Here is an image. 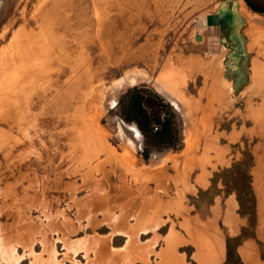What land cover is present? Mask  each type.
<instances>
[{
  "label": "rangeland",
  "instance_id": "1",
  "mask_svg": "<svg viewBox=\"0 0 264 264\" xmlns=\"http://www.w3.org/2000/svg\"><path fill=\"white\" fill-rule=\"evenodd\" d=\"M39 1L0 0V51L10 46L11 39L23 27H26L24 25L27 24L30 29H34L32 11ZM122 2H117L116 8L99 10L102 12L100 19L94 15L96 11L93 10L91 0H74L71 9L70 19L71 24H74L71 26L73 28L71 32H76L79 35L85 34L89 37L84 46L86 49L85 62L90 70L96 71L95 79L101 84L99 93H104L105 89L108 90L114 84L119 83L129 72L137 71L147 76L143 82L120 91L116 103L99 119L101 128L107 134L106 138H102L103 140H99V142L112 151L118 162L115 160L113 167L108 164L110 170H105V164H102L99 166L101 170L92 172L91 176H93L94 182L91 185L98 187L103 194L96 199V204L104 201L105 199L101 200V198L110 194L111 191L107 190L106 185L116 178L117 168L122 170L125 163L128 170L130 169L133 173L129 171L124 173L134 179L137 178L135 173L141 171L138 169L139 165H142L143 162L154 164L159 158H162L163 162L151 167L154 170L143 169L146 171L139 173V179H143L146 172L147 176L150 175L148 177L150 180L147 183L150 181L155 184L156 193L163 195V199L159 201L165 203L169 201V205L172 203L176 198L175 192L181 187L179 176L184 172V161L187 157L184 141L185 123L192 121L196 124L197 127L193 129L192 135L197 141L202 135L198 118L201 116L207 104L208 95L213 88L214 74L219 70V85L214 86V89L223 97L221 96L220 101L215 100L212 105V131L219 139L217 140L218 144L228 148V151L224 155L222 165H217L215 169L207 166L210 175L207 177L206 188H200L195 183L201 172L198 163L189 172L188 182L196 186L197 190L195 194L186 195L184 204L187 211L183 214H175V211H171L168 206L167 218L170 223V231L173 229L179 235L183 236V233L186 236L181 226L185 217L198 216L205 223L212 218V208L218 205L217 227L223 235L225 248L224 260L220 264H244L238 250L245 242L251 240L256 243L260 258L264 261V242L257 237L262 212L253 187V170L257 167L256 156L260 158L262 155V152L255 154L254 148L260 143L264 146V140H261L257 134H249L250 130H253L254 133L260 130V127L250 119V113L252 110L262 111L263 102L255 105L251 98L260 97L262 100L264 84L246 89L245 86L243 87L244 83H241L242 75L246 71L245 57L231 39L234 33H238L239 24L234 25V22H237L235 17L238 15V0H122ZM252 2L255 6L264 8V0H252ZM221 8L227 11L228 18L222 24L212 25L208 19L214 16L219 17ZM260 16L264 17V15ZM106 19L109 22L112 19V25L109 26L111 27L110 35L104 37L103 40L105 51L109 54V61L104 58L99 43H96L97 40H91L89 33L91 27L100 24L99 21H107ZM24 20L25 24H23ZM72 44H67L68 46L62 48L61 50L65 52H62V56L59 58L57 54L55 61L50 64L51 71L48 76H50L51 82L57 84L58 87L65 86L72 75L73 70L67 62H64H71L76 57V48ZM120 44L128 47V50H121ZM258 49L259 46L250 55L254 60L264 64V58L257 53ZM262 49L264 50V46ZM155 51L159 54L158 63L154 65L150 61L149 65L145 64L143 60L146 57L151 60ZM63 55H65V59H63ZM192 56L199 57L202 63H213L208 76L199 71L193 72L188 75L186 83L181 87L187 100L197 102L194 108L191 106L192 108L183 115L171 102L157 92L153 81L160 72L162 73V64L165 58L172 59L180 67L184 58ZM133 57H136V60L132 59ZM217 58L220 60L218 64L215 63ZM210 59L214 61L211 60V62ZM37 80H39L37 83L32 81L21 83L17 88L14 100L7 103L3 114L0 115V235L4 236L2 239L6 245L16 246L17 257H23L18 264H32L34 258H39L43 262L47 259L41 246L44 236H47L53 244L56 261H62L65 253L64 242L68 240L69 242L83 241V238L78 237L90 232L83 221L87 220L88 213L93 214L90 211L91 207L89 208L86 204L90 188L79 189L82 185V173H85L88 167L80 169L81 171L76 170L75 165L72 164L73 158L66 157V155L72 154L68 139L72 128H76L74 125L76 123L71 122L69 117L67 118L71 122L69 124L63 121H54L55 116H59L60 112L58 115L52 114L48 119L39 121V107L42 106L41 98L45 96L47 86L45 81L48 79L40 77ZM200 85L202 87L198 89ZM137 87L141 88L139 91L141 99L150 104L151 109L147 108V111L150 113L153 111L159 118L169 121L173 131L172 141L179 140V145L175 149L151 150L147 161H144L142 157L144 139L140 131L138 130L142 139L140 138L141 145L138 147L129 144L128 133L120 135L119 132L120 122L136 127L134 122L124 120L123 111L127 106L130 93L137 91L135 89ZM4 89L1 88L0 91ZM256 90L258 93L253 94ZM196 92L197 94L194 95ZM7 100L0 103V106ZM160 100H163L162 106H160ZM75 102L76 100H72L73 104H69L70 113L76 106ZM243 102H245V107ZM255 102L257 103L256 100ZM36 106L38 107L36 108ZM95 107L89 109L88 115L95 112ZM53 109L57 110L55 107ZM244 110L246 115H244ZM66 113H68V109ZM232 133L237 134L234 141L230 139ZM5 137L8 138V141L4 140ZM202 143L200 141L197 149L193 150V153H189L197 161L202 157L204 147ZM119 151L122 153L121 156L117 153ZM167 154L180 157L177 162L164 160V156ZM104 156L105 153L101 152L97 155V159L89 160L87 165L93 167L94 164H98L99 160L103 161ZM125 174L120 172L119 175V182L122 186H125ZM46 178L49 179V182ZM36 180L37 183H34ZM52 181L60 183L61 187L54 182L50 184ZM33 183L35 187H33ZM67 186L76 191L71 194L70 189L67 190ZM160 187H164L166 190H161ZM130 197L133 199V196ZM230 199H233L237 205L234 210L238 229L236 234H232L230 227L224 223L226 204ZM94 200L91 201V205L95 204ZM172 208L174 209L175 206ZM122 212H126V209ZM105 216L107 223L113 224L114 213L107 211ZM110 220L111 222H109ZM89 226L92 227L90 224ZM31 227H35L37 233H35L32 245L33 257L29 258L24 257L20 239ZM168 229L169 225H165L160 233L163 235L167 233ZM98 232H103V230ZM159 239L161 242L158 243L157 240H153L152 251L154 252L150 254L148 264H158L157 262L160 261L157 259V253L163 250L161 246H164L165 238L160 237ZM119 243L120 241L106 240L104 250L100 248V252H105V249L109 251L112 245ZM138 243H140L139 240ZM158 246L161 249L156 252ZM175 252L176 256L181 257L185 264H197L193 258L194 247L179 246ZM92 258L95 259L92 252L87 257L78 253L73 262L63 261L61 264H86L91 262ZM120 264H124V262H120Z\"/></svg>",
  "mask_w": 264,
  "mask_h": 264
},
{
  "label": "bare ground",
  "instance_id": "2",
  "mask_svg": "<svg viewBox=\"0 0 264 264\" xmlns=\"http://www.w3.org/2000/svg\"><path fill=\"white\" fill-rule=\"evenodd\" d=\"M119 1L122 2V0H91L93 10L96 11L94 12V15L100 19V14L102 15V12L99 10L112 7L116 8V3ZM73 3L74 0H40L32 11V23L35 25L34 29H30L27 24L24 25L26 27H23L21 31L16 34L13 39H11L10 46L0 51V89L5 88L0 91V103L8 99L7 102L0 106V115L3 114L7 103L10 100H14L18 90L17 88L21 83L27 81L37 83L39 81L37 79L40 77H44L46 80L48 79L45 81V83H47L45 96L41 98L42 108L39 107V121L44 120L45 118L48 119V117L52 116V114L58 115L60 112L61 116H55L56 119L54 121H63L68 124L71 122L76 123L74 124L76 125V128H72L71 135L68 139V145L72 154H68L66 157L73 158L72 164L75 165L74 168L76 170L81 171L80 169L88 167L86 172L82 173V185L79 189L90 188V195L86 203L89 207L92 200L95 199L94 203H96V199L103 195L98 187L91 185V183L94 182L92 180L93 176H91L92 172L101 170L99 166L102 164H110V166L113 167V164L115 163V156L112 151L102 142H99V140L105 139L107 135L101 128L99 119L102 114H104L116 103L120 91L131 85L143 82L147 76L144 73L137 71L129 72L119 83L114 84L108 90L105 89L104 93H99L98 91L101 88V84L98 83L97 79H95L96 71L93 72L90 70L87 62H85L86 49L84 46L86 41L89 40V37L85 34L79 35L76 34V32H71V30H73L71 26L74 25L71 24L70 19ZM237 16L240 22L237 28L238 33H234L235 37L231 36V39L236 43L238 49L245 57L246 71L242 75L241 83H244L243 87L245 86L246 89H250L258 84L263 86L264 64L254 60L250 53L259 46L257 53L261 54L264 58V50L262 49L264 46V17L251 12L243 0H238V15H236V17ZM99 23L100 24L91 27L89 30L90 37L93 41L97 40L96 43H99L100 51L104 53V58L109 61V54L105 51L103 40L104 37L110 35L111 27L109 26L112 25V19L110 22L107 20L104 22L99 21ZM23 24H25V20L23 21ZM80 31L81 30H79V32ZM72 42L75 43L72 44ZM65 43L68 45L72 44V46L76 48V57L72 59L71 62L64 61L67 62L68 66H70L73 71L71 78L68 79V83L65 86L58 87L57 84L55 85L51 82L50 76L48 75L51 71L50 64L55 61L57 54L59 58V56H62V52H65L61 50L65 46H68L67 44L65 45ZM119 48L123 51L128 50V47L122 45L119 46ZM58 50L59 53H57ZM158 56V52L155 51L151 60H148L146 57L143 61L148 65L150 64L149 62L152 61L153 64L156 65L158 63ZM58 58L56 62L58 61ZM65 58V55H63V59ZM132 59L136 60V57H133ZM211 60L212 59H210V61ZM216 62L217 64L220 62L219 58L215 60V63ZM212 63H202L199 57L192 56L184 58L181 62V66L178 67L172 59L165 58L162 64L163 71L162 73H159L158 77L156 76V79L154 78L155 80L153 81V85L156 87L159 94L171 102L179 111H181L183 115H185L189 109L195 107L197 102L195 100H187L183 95L181 87H183L186 83L188 75L193 72L199 71L201 74L208 76ZM219 77L220 74L218 70L215 72L212 80L213 88L208 95L207 104L204 107L201 116L198 118L202 129V135L197 141L192 135L193 129L197 127L195 126L196 124L192 121H186L185 123L184 141L186 145L185 154L187 157L184 161V172H182L179 176V183H181V187L176 192V195L181 197L177 204L173 202L169 205L170 210L175 211L174 213L177 215L183 214L187 211L184 204L186 195L195 194L197 190L196 186L206 188L208 184L207 177L210 175V172L207 171V166L211 169H215L217 165H222L224 163V155L228 151V148L218 144L217 140L219 139H217V136L212 131V105L215 100L220 101L223 97L222 94L216 93V90L214 89L219 85ZM72 100H76V106L73 108V112L71 111L70 113L69 104L72 103ZM94 106H96L95 112L92 115H88L89 109ZM37 107L38 106H36V108ZM53 107L57 110L53 109ZM67 109L68 113H66ZM261 110L262 111H251L250 119L260 127V130L257 133L250 130L249 134H257L261 140H264V101ZM67 118H71V122ZM119 126L120 135L125 132L129 134V144L135 147L141 145L140 133L134 125L127 126L120 122ZM236 137L237 134L232 133L230 137L231 141H234ZM4 140L8 141V138L5 137ZM200 141L203 142L202 145L204 147L202 157L197 161V159H195L194 156H190L189 153H193V150L197 149ZM101 152L105 153L103 161L99 160L98 164H94L93 167L92 165H87L89 160L94 158L97 159V155ZM254 152L255 154L262 152L260 158L256 156L257 167L253 170V187L262 212V220L260 222L257 237L260 241L264 242V146H262L261 143L258 144L255 146ZM212 154L213 156H211ZM164 157V160L177 162L180 156L178 157L177 155L167 154ZM162 160V158L157 160L154 164H151L149 168L157 165ZM196 163H198V167L201 172L196 178V186H194L188 182V175L189 172L193 170ZM128 171L132 172L130 169L128 170V166H125L124 163L121 173L125 174ZM136 173L135 176L137 178L140 177V171H137ZM105 176L108 177L107 174H105ZM145 177L148 178L150 176ZM46 179L47 182H49V179ZM53 182L54 181L50 182V184ZM34 183H37V180ZM34 183L33 187H35ZM54 184L61 187L60 183L54 182ZM66 188L69 191L70 187L67 186ZM72 190L70 189L71 194L76 191L75 189L73 191ZM107 197L108 196L101 198V200L107 199ZM173 206H175V210L172 208ZM236 206V202L233 199L227 201L224 217V223L230 227L232 234H236L238 232L236 226L237 218L234 214ZM218 216L219 207L216 205L212 208V218L205 223H203L198 216L185 217L181 226L185 231L186 236H181L178 232L171 229L172 233L164 240L165 244L163 250L160 253H157V259H160L157 263L185 264L181 257L179 258L176 256L175 251L179 246L190 245L195 249L193 258L197 264H220L224 260L225 248L223 235L217 227ZM86 218L90 224L91 219H94L95 216L88 213ZM109 222H111V220ZM108 226L113 230H117V227L115 228L113 224L108 223ZM65 228L67 227L65 226ZM121 232H123V230ZM35 233H37L36 228L31 227L26 235L20 239V245L25 254L24 257H33L32 245ZM2 238H4V236L0 235L1 264H18L23 257H17L15 251L16 246L6 245ZM105 244V239L102 240V238H97L96 236L92 239H84L79 242H69V240L65 241V253L63 255V260L57 262L53 244L47 236H44L41 240V246L43 247V252L47 255V259L45 258L46 260L43 262L39 258H34L33 263L31 262L32 260L30 262L32 264H61L63 261L73 262L78 253H81L83 257H87L89 253L92 252L95 259L92 258L93 260L86 264H112V260H110V258L114 254L111 250L108 249L109 251H107V249H105V252H100V248H103L104 250ZM128 244L138 245L139 243L137 237H131ZM151 245H153V242ZM136 247L135 259H139L142 264H148V258L144 257L146 254L144 253L145 250H138ZM153 252L154 251H151L152 254ZM238 252L244 264H264V261L260 258L257 245L253 240L245 242L239 248ZM112 257L115 260L120 259L122 262L127 264L134 263V257L129 256L126 251L115 254Z\"/></svg>",
  "mask_w": 264,
  "mask_h": 264
},
{
  "label": "crops",
  "instance_id": "3",
  "mask_svg": "<svg viewBox=\"0 0 264 264\" xmlns=\"http://www.w3.org/2000/svg\"><path fill=\"white\" fill-rule=\"evenodd\" d=\"M201 87L202 85L198 86V89ZM257 93L258 90H256L253 94H257ZM196 94L197 92L194 95ZM251 99H252V103L255 105L261 104L264 101V97L262 98V100L260 99V97L259 98L252 97ZM255 100L257 101V103L255 102ZM245 102H243L244 107H245ZM244 115H246V112ZM117 153L119 156H121L122 154L120 151ZM114 160H116V158H114ZM116 161L118 162V160ZM150 165L151 164H145L143 162L142 165H139V168L138 167L137 168L141 170L140 171L141 173L146 171L143 169L149 170L148 168ZM140 166L142 167L140 168ZM104 169L110 170L111 168L108 164H105ZM120 170H121L120 168L119 169L117 168L116 178H114V180H111V182L106 185L107 190L111 191L110 194L107 195L108 196L107 199H105L102 202H97V204L95 203L89 206L91 207L90 209L95 216V218L91 219L90 222V225L93 228L89 226L87 220L83 221V223L86 224L85 226H87V229H89L90 232L85 233L78 238H83L87 240V239H92L96 236L97 238H102L105 240L120 241L119 244H115L111 246V252L115 255L126 251L129 254V256L134 257L133 258L134 263L136 262L142 263L139 259H135L136 257L135 247L137 246L136 248L138 250H145L144 253L146 254L144 257L149 258L150 254H152L151 251L153 249V246L151 244L153 240H157L158 243L160 241L159 239L160 237L166 238L167 236H169V234L172 233L170 231V223L168 222V218H167L169 201H167L166 203L159 201L163 199V195L161 193H156L157 189L155 184H153L150 181L147 183V181L150 179L146 177H144L143 179H139V177L132 179L130 175L125 174V186H122L121 182H119V175L120 172L122 171ZM145 173L144 175L147 176L146 175L147 173L146 174ZM160 189L166 190L164 187L163 188L160 187ZM176 192H175L176 198L172 201V203L175 202L177 204L181 196L178 197L176 195ZM130 196H133L134 201ZM155 199L158 200L155 201ZM125 209L126 212H122ZM107 211L110 212L112 211L114 213L113 226L115 228L117 227V230H113L109 228L108 223L106 221L107 218L105 216ZM154 219L156 221H153ZM165 225H169V229L168 231H166L167 233L162 235L160 231ZM93 230H95V232H93ZM102 230L103 232H98ZM122 230L123 232H121ZM182 235L184 234L182 233ZM133 236H136L137 239L140 241L138 245L128 244L129 240ZM186 246H190V245H186ZM180 247H184V246H180ZM161 248H164V246L162 245ZM161 248L159 246L156 247V252L159 251ZM112 256L110 258V260H112V264H120V262H122L120 259H116V260L113 259Z\"/></svg>",
  "mask_w": 264,
  "mask_h": 264
},
{
  "label": "trees",
  "instance_id": "4",
  "mask_svg": "<svg viewBox=\"0 0 264 264\" xmlns=\"http://www.w3.org/2000/svg\"><path fill=\"white\" fill-rule=\"evenodd\" d=\"M243 1L252 12L264 15V8L255 6L252 0ZM140 90L130 93L127 106L123 111V117L127 122H134L137 130L143 135L144 149L142 157L144 161H147L151 150L175 149L179 145V140L172 141L173 131L169 121L159 118L153 111H151L152 113L147 111V108L151 109V107L139 96ZM160 104V106L164 104L163 100H160Z\"/></svg>",
  "mask_w": 264,
  "mask_h": 264
},
{
  "label": "water",
  "instance_id": "5",
  "mask_svg": "<svg viewBox=\"0 0 264 264\" xmlns=\"http://www.w3.org/2000/svg\"><path fill=\"white\" fill-rule=\"evenodd\" d=\"M234 17H235V15H234ZM227 18H228L227 11L224 8H221V14L219 17L214 16V17L209 18L208 20H209V23H212V25H218V24L224 23V21ZM236 20H237V22H234V25H237L240 23L237 17H235V21Z\"/></svg>",
  "mask_w": 264,
  "mask_h": 264
},
{
  "label": "built area",
  "instance_id": "6",
  "mask_svg": "<svg viewBox=\"0 0 264 264\" xmlns=\"http://www.w3.org/2000/svg\"><path fill=\"white\" fill-rule=\"evenodd\" d=\"M136 89L139 90V89H141V88H138V87H137Z\"/></svg>",
  "mask_w": 264,
  "mask_h": 264
}]
</instances>
